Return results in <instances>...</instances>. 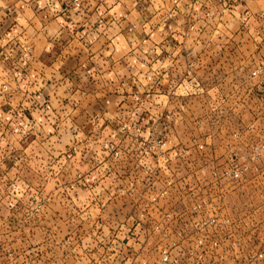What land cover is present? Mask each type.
<instances>
[{"label": "rangeland", "instance_id": "374dc122", "mask_svg": "<svg viewBox=\"0 0 264 264\" xmlns=\"http://www.w3.org/2000/svg\"><path fill=\"white\" fill-rule=\"evenodd\" d=\"M195 1L186 73L218 94L138 93L115 139H0V264H264V26L230 36Z\"/></svg>", "mask_w": 264, "mask_h": 264}, {"label": "crops", "instance_id": "0c3cea01", "mask_svg": "<svg viewBox=\"0 0 264 264\" xmlns=\"http://www.w3.org/2000/svg\"><path fill=\"white\" fill-rule=\"evenodd\" d=\"M193 1L80 0L75 7L72 0H0V139H25L31 128L58 141L71 128L78 130L71 137L91 138L99 129L110 139L114 128L133 120L138 93L218 94L203 77L187 76L182 34ZM195 3L193 10L215 9V30L230 36L251 32L264 13V0ZM223 35L213 41L219 51L234 39Z\"/></svg>", "mask_w": 264, "mask_h": 264}, {"label": "built area", "instance_id": "2783aa9c", "mask_svg": "<svg viewBox=\"0 0 264 264\" xmlns=\"http://www.w3.org/2000/svg\"><path fill=\"white\" fill-rule=\"evenodd\" d=\"M72 3H73V5L75 7H80V5H81L80 0H72ZM209 14H212V12L206 13V16H209ZM170 18H172V12H169L165 16L164 20L166 21L167 19H170ZM257 21H260L261 22V26L260 27H263L264 26V13H260L257 16ZM263 71L264 70L261 67H259L258 69L252 70V72L250 73V77L252 79H255V78L258 79L259 85H264V72ZM5 87L6 86H4V88ZM134 100L135 101H138V96H135ZM200 123H201V121H200ZM129 125L135 126L136 123L134 122V120H131L130 122H122L120 124V126L118 127L117 132L112 133L111 138L112 139H115V137L117 136L118 133H125V131H127V128H128ZM110 149L113 150V151H115V148H114L113 144L110 145ZM117 154L118 153L115 152L114 155H117ZM240 176H241V172L235 171V172H233L231 178L234 179V180H238V179H240Z\"/></svg>", "mask_w": 264, "mask_h": 264}]
</instances>
